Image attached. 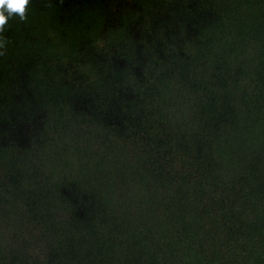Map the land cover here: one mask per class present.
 I'll return each instance as SVG.
<instances>
[{"label":"trees","instance_id":"16d2710c","mask_svg":"<svg viewBox=\"0 0 264 264\" xmlns=\"http://www.w3.org/2000/svg\"><path fill=\"white\" fill-rule=\"evenodd\" d=\"M0 33V264H264V0H30Z\"/></svg>","mask_w":264,"mask_h":264},{"label":"clouds","instance_id":"9594fccd","mask_svg":"<svg viewBox=\"0 0 264 264\" xmlns=\"http://www.w3.org/2000/svg\"><path fill=\"white\" fill-rule=\"evenodd\" d=\"M30 0H0V33L5 31L9 20L18 16L21 21L25 20ZM0 48H4L3 38L0 37ZM0 52V55H3Z\"/></svg>","mask_w":264,"mask_h":264}]
</instances>
